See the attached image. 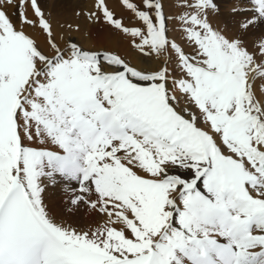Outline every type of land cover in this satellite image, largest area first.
<instances>
[{
	"label": "snow or ice",
	"instance_id": "6c2138e0",
	"mask_svg": "<svg viewBox=\"0 0 264 264\" xmlns=\"http://www.w3.org/2000/svg\"><path fill=\"white\" fill-rule=\"evenodd\" d=\"M46 3L0 0V264H264V0L232 35L217 0H94L140 63L61 45Z\"/></svg>",
	"mask_w": 264,
	"mask_h": 264
},
{
	"label": "bare ground",
	"instance_id": "6f19581e",
	"mask_svg": "<svg viewBox=\"0 0 264 264\" xmlns=\"http://www.w3.org/2000/svg\"><path fill=\"white\" fill-rule=\"evenodd\" d=\"M94 0H71V3L68 5H61L57 2H53L45 5L47 9L55 8L57 13H50L53 17V27L55 32V38L58 43L63 45V43L67 40H72L74 42L80 43L86 49H115L120 54L125 55L130 59L133 63H140L139 54L136 53L133 49H131L128 41L129 37H126L120 33L115 32L107 25H104L103 22H96L93 20L87 19V12L89 9L93 7ZM219 5L223 3V8L227 7L228 3H230L233 7L235 0H217ZM110 6L115 9L118 14H123L125 17L129 15L123 8L120 7L119 0H109ZM169 3H173L176 5V13L179 14L181 10H184L183 3L184 0H167L166 3V11H168ZM63 4V3H62ZM174 5V6H175ZM72 10H69V9ZM68 10V11H67ZM79 10L80 15L77 16L76 12ZM51 11V10H50ZM225 13V9L223 10ZM171 13V12H170ZM31 15V12H29ZM228 14H210V20L212 23L221 29H225V24L228 20ZM231 14V13H230ZM176 16V15H175ZM231 16V15H230ZM240 20V17L237 16ZM177 21V20H176ZM173 21H169V37L174 39V36L171 35L172 27L171 23ZM174 23V22H173ZM177 23V22H175ZM71 24L72 27L69 28L68 25ZM77 25H79V29L77 30ZM175 26V25H174ZM179 27V26H178ZM175 28V27H174ZM172 29V30H171ZM264 30V26L260 28L253 29L252 33L256 34L257 38L260 36L261 31ZM28 31H33L32 29H28ZM174 31V30H173ZM181 31V30H180ZM38 34V33H37ZM180 34V39L176 38L177 42L182 45L185 44L184 38ZM251 34V33H250ZM252 35V34H251ZM40 41L42 46L44 45V37L40 36ZM190 48V47H189ZM188 48V49H189ZM163 59V58H161ZM173 66V65H172ZM46 203L49 204L50 207L60 209L63 208L65 212L64 218L70 223H83L87 219V210L80 208L75 215L67 214V207L65 204L66 198L64 196V192L61 186H49L46 191Z\"/></svg>",
	"mask_w": 264,
	"mask_h": 264
},
{
	"label": "rangeland",
	"instance_id": "374dc122",
	"mask_svg": "<svg viewBox=\"0 0 264 264\" xmlns=\"http://www.w3.org/2000/svg\"><path fill=\"white\" fill-rule=\"evenodd\" d=\"M53 2H57L58 4H61V5H69L70 3H71V0H47V3L46 4H48V6L50 7V4H52ZM63 3V4H62ZM170 5H168V13L170 14V15H172V16H175V15H177V13H176V5L175 4H173V3H169ZM175 5V6H174ZM73 9V8H72ZM71 8L69 9V10H72ZM225 9V13L223 12V10ZM231 9H232V5L230 4V3H228V5H227V7H225V8H223V3H221V6H220V14L222 15L223 14V16H224V14H226L227 12H229V14H228V17H226V18H228V20H227V22H226V24H225V29L227 30V32H228V34L229 35H232V34H234L236 31H237V28H236V21H238L239 20V18L237 17V16H233V15H231L230 13H231ZM50 13H52V11L54 12V13H57V11L58 10H56L55 8H53L52 7V9H47ZM51 10V11H50ZM68 11V10H67ZM182 11H184V10H181L180 12H182ZM79 12V10L76 12V13H78ZM171 12V13H170ZM53 14V13H52ZM231 15V16H230ZM173 22L171 23V26H173L172 27V29L174 30H172V33H171V35L172 36H174V39L175 40H177L176 38H181L180 37V34L178 35V33L179 32H181L180 30H181V28H180V24H179V22H178V20L176 21V19H173L172 20ZM175 22H177V23H175ZM175 25V26H174ZM179 26V27H178ZM175 27V28H174ZM252 34V35H251ZM251 34H249V37H248V45H249V48H250V50H253L254 48H255V41L258 39L257 38V36H256V34H254V33H252V31H251ZM178 41V40H177ZM186 50H191L190 48L188 49H186ZM172 67H174V65L172 66ZM262 85H264V82H262V81H257V86H258V91L259 92H261V94H264V91H261V86Z\"/></svg>",
	"mask_w": 264,
	"mask_h": 264
}]
</instances>
